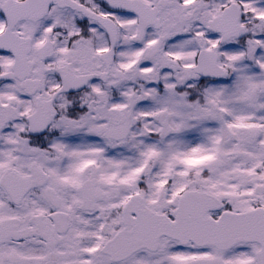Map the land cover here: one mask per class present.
<instances>
[{"label":"snow or ice","instance_id":"snow-or-ice-1","mask_svg":"<svg viewBox=\"0 0 264 264\" xmlns=\"http://www.w3.org/2000/svg\"><path fill=\"white\" fill-rule=\"evenodd\" d=\"M0 264H264V0H0Z\"/></svg>","mask_w":264,"mask_h":264}]
</instances>
